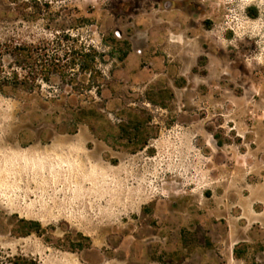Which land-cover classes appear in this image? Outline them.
Here are the masks:
<instances>
[{"label":"rangeland","instance_id":"obj_1","mask_svg":"<svg viewBox=\"0 0 264 264\" xmlns=\"http://www.w3.org/2000/svg\"><path fill=\"white\" fill-rule=\"evenodd\" d=\"M36 2L0 0V44L63 29L109 88L0 95V264H264V0Z\"/></svg>","mask_w":264,"mask_h":264},{"label":"trees","instance_id":"obj_2","mask_svg":"<svg viewBox=\"0 0 264 264\" xmlns=\"http://www.w3.org/2000/svg\"><path fill=\"white\" fill-rule=\"evenodd\" d=\"M27 6V5H25ZM32 12H24V21H36L51 17L49 5L39 4L35 0ZM44 9L47 11H44ZM128 51H123L119 61H123ZM4 57L11 63L3 65ZM105 53L94 46L83 43L77 36L60 29L55 30L49 40L29 44L19 41H8L0 44V95L7 90L34 93L42 84H48L52 77H57L63 84L78 96L89 99L94 92L101 96L104 88H109L108 79L100 69L104 64ZM100 116L94 109L78 107L72 112L75 122H83ZM115 115L118 121V138L131 143L134 151H141L148 146V133L144 132L143 124L136 115L130 117L125 124ZM101 117V116H100ZM151 124L150 117L143 119Z\"/></svg>","mask_w":264,"mask_h":264}]
</instances>
